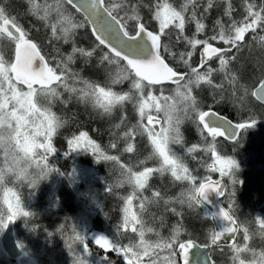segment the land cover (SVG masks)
I'll use <instances>...</instances> for the list:
<instances>
[{
  "label": "snow or ice",
  "instance_id": "6c2138e0",
  "mask_svg": "<svg viewBox=\"0 0 264 264\" xmlns=\"http://www.w3.org/2000/svg\"><path fill=\"white\" fill-rule=\"evenodd\" d=\"M64 3L77 11L86 12L85 18L92 25L93 43L91 47H81L75 38L76 30L86 27L84 24L73 23L71 30L65 29L63 35H59V29L53 25L50 44L53 40H62L69 48L67 53L59 47L55 48L54 66L50 65L45 56L41 55L39 45L32 41L17 20L10 17L4 7H0V36H7L15 43L14 63H6L0 56V148L4 149L6 154L18 149L24 154V159L35 160L40 172L34 179L29 180L30 188H35L41 180L46 179L52 173L72 180L77 171L75 168L66 173L48 162L49 157L57 153L53 145V137L67 123L51 111V106L57 101L67 103L62 100V94L58 89L63 87L66 91L76 93L81 101L91 102L94 108L101 110V115L111 114L116 107L123 110L126 104L132 103L138 112L139 120L136 125L124 132L126 146L123 151L134 153L136 151L135 137L146 134L152 148L148 159L157 160L158 167L146 166L147 161L144 159L138 160L135 167L123 163L118 155L106 154L84 130H79L78 133L66 138L67 150L63 153L65 157L73 153H91L97 163L101 160L112 161L119 166L121 175L115 184H106V193L111 194L114 188L123 187L124 184L131 185L133 189L130 194L120 197L123 201L121 209L123 217L122 222L115 226V231L119 235L121 230L127 231L131 228L133 233L138 232L140 243L125 245L115 237L95 234L91 237V243L96 249L102 251L103 255L96 257L94 264H112L110 258L112 253L123 257L125 264H142V256L137 251L138 248L144 249L143 256L150 258V264H155V260L151 257L154 254L158 255L156 249L170 250L172 258L170 264H179L180 258H183L184 264H189V249L200 246L191 239L182 241L179 238L181 233L179 223L174 226L173 235L170 238L153 244L145 240L143 221L133 211V202L137 199L140 201L139 208L142 212L147 210L146 204H159L161 201L165 205L169 203L159 189L152 190L151 197L143 195L144 191L150 187V179L156 174L163 176L165 173H170L175 181H187L190 184L186 193H181L178 198L180 204L187 203L189 208L202 204H213L212 195L224 198L227 208L218 207L217 211L211 213L214 220L221 221V227L219 230L211 231L210 243H206L203 247L206 249L213 248V246L221 247L219 242L226 238L235 241L236 234L241 228L234 215L235 185L241 183L237 175L239 165L235 158L217 150L218 138L234 142V149L240 146L244 140V134L255 127L258 121L257 114L248 109L241 119L233 121L211 109L202 110L193 92L202 85L223 87L222 84H214L213 74L224 71L235 59L230 54L233 50L240 51L247 33L255 34L258 29L264 30V0H261L259 6L251 0H243L246 14L241 21L233 18L235 8L232 0H222V16L227 17L229 22L225 24L223 19H217L212 35H207L203 19L217 6L216 0H204L203 4L200 0H184L179 7L170 0H154L151 3H145L144 0H135V2L133 0H81V4H77L76 0H64ZM144 9L148 10L147 18L142 14ZM200 9L202 11H198ZM38 11L39 8H37ZM129 23L133 25L132 31L129 30ZM189 23L195 25V31L191 37L184 35L185 27ZM150 25L156 27L153 29ZM171 29L177 30L175 34L178 42L182 40L191 48V51L179 53V61L188 71H181L166 62L165 54L172 56L173 59L177 56L170 44L164 42V38L171 35ZM201 35L204 39L199 38ZM255 38L254 36L253 39ZM259 39L264 41V36ZM213 41L223 43L226 47H216ZM198 47L201 49L200 65L193 67L190 59ZM98 49L100 51L107 49L99 57V66L108 77V82L104 86L89 82L80 73L70 71L71 63L80 58L88 63ZM213 58L219 61V68L212 67L208 63ZM110 65L122 66L126 75H118L113 79L108 67ZM205 67V71L199 70ZM256 71L258 72L257 80L250 91L248 87H244L243 94L233 93V103L242 113L245 112V104L249 97L264 105V60L257 62ZM241 75L242 70H239L236 75L232 76L230 82L237 83ZM193 76L195 79L192 78ZM70 78L82 83L84 87L79 90L75 87L70 88L67 83ZM125 80L132 81L128 92L121 93L112 90V85L122 84ZM169 82L186 90L182 95L183 99L189 103L185 106L184 115L196 123L200 129V135L206 142L204 151L210 153L212 161L206 165L207 170L210 173H218L220 179L214 180L209 175L197 182V176L172 149L173 144H182L181 119L172 115L175 111L174 106L161 105L159 102L161 97L153 95V90L157 86L163 91L164 85ZM18 85L26 86L27 91H23ZM41 94L48 97V106L39 104L38 98ZM163 99L167 101L168 97H163ZM216 102L219 103V101ZM152 108L157 113L164 111L167 117L163 122L167 127L162 125L160 131H156L154 127L160 122L158 118L150 113L146 114V109ZM145 116L148 121L147 125L142 123ZM126 120V114L121 115V123L114 127L119 129ZM13 121H15V126H13ZM28 128L32 131L28 132ZM138 128L142 131L137 132ZM113 135L116 134L113 133ZM110 147L120 151L117 142H111ZM197 148V145H192L187 148V152L194 153ZM37 157L39 159H36ZM7 172L19 175L15 169H8ZM225 177L231 183L225 182ZM5 182L6 172L0 170V187H3ZM57 203L58 201L54 200L52 206H56ZM3 204L6 205V211H0V234L18 219L37 215L35 212L26 210L20 196L10 188H4ZM165 211H171L176 216L182 215L176 208L166 207ZM255 223L259 225L260 234L264 235V218L256 217ZM27 225L28 221L25 220V226ZM137 225H141L139 230ZM36 230L35 226L28 227L30 233ZM45 231L50 242L57 234L64 238L68 254L72 257V264H93L87 259L93 255L88 237L78 229L76 224L69 225L66 218L65 222L58 225L55 231ZM147 231L151 232L152 229L148 228ZM244 239H249L247 228L244 229ZM15 246L21 249L22 253H26L23 242L17 241ZM77 246L82 251L78 250ZM231 248L235 253L234 264L236 261L238 264H246L245 259L240 257V253L249 251L248 246L241 247L233 243ZM253 255L255 256V253ZM260 259L261 264H264V253L261 254ZM208 264H215L211 255L208 256Z\"/></svg>",
  "mask_w": 264,
  "mask_h": 264
},
{
  "label": "trees",
  "instance_id": "16d2710c",
  "mask_svg": "<svg viewBox=\"0 0 264 264\" xmlns=\"http://www.w3.org/2000/svg\"><path fill=\"white\" fill-rule=\"evenodd\" d=\"M135 2V0H133ZM145 3L154 2V0H144ZM175 6L179 7L184 3V0H170ZM252 3L259 6L261 0H251ZM203 4L204 0H200ZM217 6L213 8L210 14H207L203 19L206 25L207 35L213 34L214 23L217 19H223L227 24L228 18L222 16L223 4L222 0H216ZM235 11L233 18L236 21H241L244 17L243 0H232ZM0 7H4L6 13L10 17H14L17 22L25 29L28 36L33 42L39 45L41 54L45 56L49 64L54 66L53 57L56 55L55 48L59 47L63 52L67 53L68 45H65L62 40H53L50 44L51 27L54 25L59 29L58 34L63 35L65 29L71 30L72 24H84L86 27L76 30V40L81 47H91L93 43L92 34L89 25L84 17L70 5L64 3V0H0ZM51 7V11L43 14V9ZM37 8L39 11L37 12ZM257 10H259L257 8ZM202 11V9L198 10ZM35 13V14H33ZM145 18L149 16L148 10L144 9L142 13ZM43 17V19H42ZM153 29L155 25H150ZM129 30H133V25L129 23ZM219 29H217L218 31ZM170 31H177L171 29ZM195 31V25L189 23L185 27V34L191 37ZM256 37L253 39V37ZM264 36V30L258 29L257 33H247L246 40L240 51H235L230 54L235 59L227 66L224 71H219L213 74L215 85L222 84L223 87L215 88L207 85H202L196 88L193 95L198 101V105L202 110L213 109L217 113L224 115L228 119L236 121L241 119L246 111L250 109L257 114V123L255 127L249 129L244 134L242 144L235 149L233 143L224 141L223 138H218L217 150L222 154H226L236 159L239 170L237 172L241 183L235 185V205L234 215L241 225L240 231L236 234L235 241H223L219 243L221 247H215L207 250L208 256L215 260V264H234L233 252L231 245L233 243L238 246H248L249 251L240 253V257L245 259L246 264H261L260 256L264 253V235L260 234L259 225L255 223L256 217H261L264 214V106L255 101L251 97L245 104V112L242 113L234 105L233 93L243 94V88L248 87L249 91L257 80L254 74L257 72V62L264 60V41L259 37ZM200 39H204L201 35ZM7 36H0V56L6 63H12L13 46L10 45ZM165 43H169L172 51L179 53L191 51L190 46L185 42L177 41L176 35L166 36ZM216 47H226L223 43L212 42ZM103 51H107L104 49ZM103 51L97 50L93 58L85 63L83 58L71 63L70 71L78 72L87 81L97 83L104 86L108 82L107 74L101 70L99 66V57L103 55ZM166 62L171 66L174 65L172 56L165 54ZM194 57V55L192 56ZM59 58H57L58 60ZM126 64V63H125ZM212 67L219 68V61L216 59ZM114 79L118 75H126L124 68L120 65L108 66ZM181 71H188L187 68H179ZM205 68L200 69L201 72ZM239 70H242L241 78L237 83L230 82L233 75H236ZM195 79V77H192ZM254 79V80H250ZM67 83L70 88H83L84 85L76 80L68 79ZM183 83V82H182ZM129 84L131 89L132 81H124L119 85H112V90L116 92H128L126 87ZM23 91L26 86L18 85ZM38 87V86H37ZM170 84H165L164 90L161 91L159 86L153 90V95L168 94ZM58 91L62 94L63 103L57 101L51 106V111L58 117H61L67 123L58 130L53 137V145L57 149V153L49 157L48 162L60 169L63 172H71V164L78 162L80 165L90 169L91 176L69 180L66 176H59L55 173L49 174L44 180H41L35 188L28 186L29 180L34 179L40 172V168L36 166L35 160H26L21 157L20 151L5 153L4 149L0 148V170L6 172V182L3 187H0V211L3 205L4 188H10L13 192L20 196L26 210L35 212L34 217L20 218L14 225V236L17 241L25 244L26 253L21 259V264H72V257L68 254L67 246L64 238L57 234L51 242L46 235V231H55L58 225L65 222L67 218L69 225L76 224L78 229L83 232L95 230L102 232L109 237H115L122 244H139L140 237L137 233H133L131 228L127 231L121 230L117 235L115 226L122 222L123 201L120 197L130 194L133 189L131 185L124 184L123 187L114 188L113 193L105 192L106 184H115L121 175V169L112 161L96 162L95 158L88 154L73 153L65 157L63 153L67 150L66 138L79 130L87 131L90 137L100 145L101 149L108 155H118L120 161L130 166L135 167L138 160L144 159L147 161L146 166L158 167V161L148 159L151 154V144L147 139V135H137L135 137L136 151L132 154L124 152L126 146L124 140V132L128 128L137 124L138 119L135 114V107L132 103L125 105L124 109L116 107L111 114L101 115L100 109L94 108L91 102L81 101L76 93L66 91L60 87ZM138 95V94H137ZM39 104L48 106V97L44 94L39 96ZM216 101H219L217 103ZM126 114L127 120L121 124L120 128L114 127L120 124V116ZM142 129H137V132ZM180 132L182 134V144H173L172 149L183 159L185 165L190 171L197 176V182L205 176H211L216 179L218 173H210L206 165L210 164V153L204 151L206 142L200 135V129L191 119L183 115L180 123ZM115 133L116 135H113ZM210 140V138H209ZM117 142L120 146V151L111 149L110 143ZM192 145H197V151L188 153L187 148ZM36 159H39L37 157ZM8 169H15L19 175H12L7 172ZM226 182L231 183L227 177ZM150 187L143 193L144 196L151 197L152 190L159 189L164 198L169 201L167 205L161 201L159 204H146V211H141L139 208V199L133 202V211L141 217L143 228L145 230V240L150 243L170 238L173 235V228L177 223L181 225L180 239L187 241L191 239L199 246L210 243V233L215 229V222L211 215L202 205L189 208L187 203L180 204L178 198L181 193H186L190 184L187 181H175L170 173H165L163 176L156 174L149 181ZM186 200L187 197L185 196ZM54 200L58 203L52 206ZM222 205L227 208V202L224 198H220ZM176 208L181 216L174 215L171 211H165V208ZM207 214V215H206ZM162 218V219H161ZM25 220L28 221L27 227ZM36 227L35 232H29L28 227ZM138 230L141 225H137ZM152 231L148 232L147 229ZM247 228L249 239H244V229ZM69 233L71 229H68ZM93 255L87 257L90 262H93L96 257L103 255L102 251L96 249L95 245L88 239ZM78 250L82 251L81 249ZM142 256V264H150V258L143 256V248H138ZM158 255H153L151 259L155 260V264L166 262L170 264V250L156 249ZM255 253V256L253 255ZM0 264H14L0 250ZM121 264H124L121 261ZM238 264V261L235 262Z\"/></svg>",
  "mask_w": 264,
  "mask_h": 264
},
{
  "label": "rangeland",
  "instance_id": "374dc122",
  "mask_svg": "<svg viewBox=\"0 0 264 264\" xmlns=\"http://www.w3.org/2000/svg\"><path fill=\"white\" fill-rule=\"evenodd\" d=\"M47 11H51V7H49L47 10L44 8L43 9V14H45ZM257 75H258V72H256L254 74V76H257ZM250 80H254V79H250ZM24 91H27V89L26 90L24 89ZM184 91H186L184 88H179L177 85H175L174 87L172 86V87L168 88L167 92H169V93L167 95L160 93V95H154V96L161 97V99L159 101L161 103V105H165L166 104V105L174 106L175 107V111L172 113V115L176 116V117H179L181 119L183 117V115H184L185 106L189 103V102H187V101H185L183 99L182 93ZM163 97H168L167 101H165L163 99ZM248 104H251V101L249 100V98H248ZM147 113H150L154 117L158 118V120L160 121V122H158V131H160L162 125L164 127H167V125L163 123L167 119V117L165 116V112L164 111H161V112L157 113L155 111V109L152 108V109H146V114ZM135 114H136V118L139 120V115H138V112H137L136 109H135ZM142 123L145 124V125L148 124L146 116H145V119L142 121ZM13 126H15V121H13ZM27 131L31 132L32 129L28 128ZM20 153H21V157L24 159V154L22 152H20ZM78 155L79 154H77V156ZM70 167H71V171H72L73 168H75L77 170L75 175H74V177H73L75 180H78V178H84V177H90L91 176L90 169L80 165L78 162H73ZM218 178H220V176H218L216 179H218ZM3 199H4V194H3ZM2 209L4 211H6V205L3 204L2 205ZM260 218H264V214H262ZM13 225H14V223H13ZM83 234H85L88 237V239H91V237L93 235H95V234H104V233L98 232V231L96 232L95 230H92V231L89 230L88 232H86V231L83 232ZM0 236H1V234H0ZM0 250H1V248H0ZM137 251L140 252V250H137ZM3 254H4V252H3ZM114 255L115 256H111L110 255V258L117 257L118 261L119 260L123 261L124 264H125V261H124L123 257L118 256L116 254H114ZM5 257H7V256L5 255ZM206 257L208 258V254H207L206 248H204V247L200 246L198 248L189 249V252H188L189 264H193V262H196V263L200 264L201 259L202 258H206ZM21 259L22 258H20L18 261L11 260V262H13L14 264H21ZM161 264H166V262L163 261V262H161ZM179 264H184L183 258H180Z\"/></svg>",
  "mask_w": 264,
  "mask_h": 264
},
{
  "label": "water",
  "instance_id": "95a60500",
  "mask_svg": "<svg viewBox=\"0 0 264 264\" xmlns=\"http://www.w3.org/2000/svg\"><path fill=\"white\" fill-rule=\"evenodd\" d=\"M76 3L77 4H81V0H76ZM78 12L81 13L83 15V17L85 18L86 12L84 10H81V11H78ZM87 23L89 24V28H90V31H91V34H92V25L88 21H87ZM14 62H15V54H14L13 63ZM37 64H38V62H37ZM207 110H209V109H207ZM207 110H205V111H207ZM212 111H214V110H212ZM154 127H155L156 131H158V123H156L154 125ZM211 198H212L213 204H215V205H213V204H202L210 213H213V212L217 211L218 207H224L221 204L220 199L218 197H215L214 195H212ZM215 222H216V225H217L216 230H219L220 227H221V221L215 220ZM230 239L231 238H226V239H222V240L228 241ZM15 244H16V239H15V236H14L13 224H11L9 226V228L6 229L5 232L2 233L1 236H0V248L10 260L18 261L24 255V253H22L21 249L17 248L15 246ZM194 264H196V263H194ZM202 264H208V262L206 260H202Z\"/></svg>",
  "mask_w": 264,
  "mask_h": 264
},
{
  "label": "flooded vegetation",
  "instance_id": "af4514ba",
  "mask_svg": "<svg viewBox=\"0 0 264 264\" xmlns=\"http://www.w3.org/2000/svg\"><path fill=\"white\" fill-rule=\"evenodd\" d=\"M171 32V35H176L175 33H176V31H170ZM185 34V33H184ZM9 39V38H8ZM9 43H10V45H12L13 46V52L15 51V43L13 42V41H9ZM200 51H201V49L198 47L196 50H195V52H194V57H191V59H190V63L192 64V66L193 67H198L199 65H200ZM41 52V51H40ZM13 59H14V57H13ZM172 60H174V65H176L177 66V68H182V67H184V65L182 64V62H180L179 61V56L177 55L176 56V58L175 59H172ZM216 59L215 58H213L212 60H210V61H208V63L210 64V65H212V63L215 61ZM12 62H13V60H12ZM168 63V62H167ZM170 65V64H169ZM171 66V65H170ZM200 69H202V68H200ZM199 69V70H200ZM205 69H206V67H205ZM126 74V73H125ZM125 81H127V80H125ZM167 84H170V86H175L176 84H174V83H171V82H169V83H167ZM128 89H129V84L127 85V87H126V91H128ZM113 254V255H112ZM111 254V256H115L114 254L115 253H112ZM207 258V257H206ZM113 261H112V264H121V261L119 260L118 261V259H117V257H113ZM203 259H205V258H202L201 259V261L203 260Z\"/></svg>",
  "mask_w": 264,
  "mask_h": 264
},
{
  "label": "bare ground",
  "instance_id": "6f19581e",
  "mask_svg": "<svg viewBox=\"0 0 264 264\" xmlns=\"http://www.w3.org/2000/svg\"><path fill=\"white\" fill-rule=\"evenodd\" d=\"M165 86V85H164ZM172 87V86H171ZM174 87V86H173ZM225 180V179H224ZM225 182H226V180H225Z\"/></svg>",
  "mask_w": 264,
  "mask_h": 264
}]
</instances>
